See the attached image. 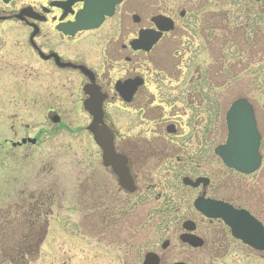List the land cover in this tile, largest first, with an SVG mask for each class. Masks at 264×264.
<instances>
[{
    "label": "flooded vegetation",
    "instance_id": "obj_1",
    "mask_svg": "<svg viewBox=\"0 0 264 264\" xmlns=\"http://www.w3.org/2000/svg\"><path fill=\"white\" fill-rule=\"evenodd\" d=\"M87 1L0 0V150H61L53 155L65 159L62 172L48 186L71 190L82 223L118 263L144 264L148 254L158 264L264 259L195 207L228 204L264 227V0H121L100 27L70 31ZM253 131L262 164L244 174L217 150L232 135L257 145ZM38 197L44 205L51 196ZM154 210L164 220L143 237ZM38 225L29 222L30 247L50 224L44 233Z\"/></svg>",
    "mask_w": 264,
    "mask_h": 264
},
{
    "label": "rangeland",
    "instance_id": "obj_2",
    "mask_svg": "<svg viewBox=\"0 0 264 264\" xmlns=\"http://www.w3.org/2000/svg\"><path fill=\"white\" fill-rule=\"evenodd\" d=\"M4 86L10 93L11 83L8 82ZM259 88L260 93L264 92L263 85H259ZM259 103L261 107H264L261 98ZM30 118L32 117H27V120L25 118L24 123L32 127L45 124L43 117H33L40 121L38 123L33 122ZM4 119L7 120V117ZM2 127L4 131L8 132L6 125ZM36 129H33L31 134ZM5 134L4 138L12 140L13 137L10 133L3 132V135ZM2 139L0 137V141ZM51 148L53 147H34L32 148L33 154L30 156L12 154L10 146H7L3 151L0 150L4 156H0V264H121L116 260V256H113L116 253L113 255L107 253L105 245L96 243L93 229L82 223L83 214L75 211L73 194H69L71 190L64 197V189L59 187L58 190H54L48 186L52 179L59 178L62 172L61 163L65 160L62 162L60 159L54 160L57 155L53 154H61V150ZM5 152L8 155L3 154ZM69 152L66 157L71 156ZM68 178L73 183L74 179L70 176ZM43 193L47 197H51L47 198L44 205L36 204L38 196ZM28 205H32L33 209L32 207L29 209ZM259 207L264 209V203L260 201ZM154 218L157 219L158 224L164 220L155 210L147 212L146 221L142 225L143 237H148L151 234L153 229H149V226ZM47 220L50 225L43 243L38 248L26 245V238L30 236L29 222H38V228H41V232L44 233V223ZM65 221L68 222L67 228L62 227ZM139 242L142 243V241ZM32 253H35L36 256L32 257ZM13 258L14 260H12ZM230 259L231 257L227 258L225 262L234 264L235 260ZM239 259L243 264H248L251 261L245 256ZM253 262L264 264V259L259 258Z\"/></svg>",
    "mask_w": 264,
    "mask_h": 264
},
{
    "label": "water",
    "instance_id": "obj_3",
    "mask_svg": "<svg viewBox=\"0 0 264 264\" xmlns=\"http://www.w3.org/2000/svg\"><path fill=\"white\" fill-rule=\"evenodd\" d=\"M120 1L101 3L97 0H88L83 11L78 14L76 22L72 23L68 29L72 32H77L98 28L105 16L113 14L115 6ZM239 107L240 103L236 104L233 110L239 109ZM101 133L103 135L104 131H101ZM253 135L254 138L257 136L255 131H253ZM102 148L106 153V157L110 156L109 147L103 142ZM259 148V136H257V145L251 147L250 144H241L239 138L232 135L228 145L222 150L218 149L217 154L223 158L224 163L228 167L244 174H251L260 167L262 162ZM195 207L207 218L222 219L230 227L233 236L242 240L246 245L257 250H264V228L248 212L237 211L229 205L204 199H198L195 202ZM185 238L190 243L193 242L190 237ZM144 264H158V260L155 255L148 254Z\"/></svg>",
    "mask_w": 264,
    "mask_h": 264
},
{
    "label": "trees",
    "instance_id": "obj_4",
    "mask_svg": "<svg viewBox=\"0 0 264 264\" xmlns=\"http://www.w3.org/2000/svg\"><path fill=\"white\" fill-rule=\"evenodd\" d=\"M12 260H14V258Z\"/></svg>",
    "mask_w": 264,
    "mask_h": 264
}]
</instances>
